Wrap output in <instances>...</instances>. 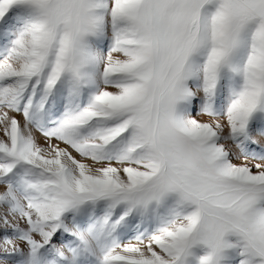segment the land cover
<instances>
[{
	"label": "snow or ice",
	"instance_id": "6c2138e0",
	"mask_svg": "<svg viewBox=\"0 0 264 264\" xmlns=\"http://www.w3.org/2000/svg\"><path fill=\"white\" fill-rule=\"evenodd\" d=\"M0 264H264V0H0Z\"/></svg>",
	"mask_w": 264,
	"mask_h": 264
},
{
	"label": "rangeland",
	"instance_id": "374dc122",
	"mask_svg": "<svg viewBox=\"0 0 264 264\" xmlns=\"http://www.w3.org/2000/svg\"><path fill=\"white\" fill-rule=\"evenodd\" d=\"M42 142V141H41Z\"/></svg>",
	"mask_w": 264,
	"mask_h": 264
}]
</instances>
